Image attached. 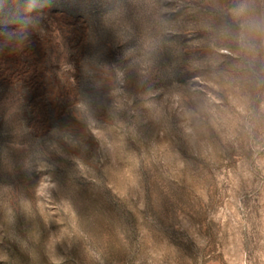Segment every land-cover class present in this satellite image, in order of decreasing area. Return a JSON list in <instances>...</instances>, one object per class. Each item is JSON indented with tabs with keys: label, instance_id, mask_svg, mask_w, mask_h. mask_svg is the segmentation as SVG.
<instances>
[{
	"label": "rangeland",
	"instance_id": "obj_1",
	"mask_svg": "<svg viewBox=\"0 0 264 264\" xmlns=\"http://www.w3.org/2000/svg\"><path fill=\"white\" fill-rule=\"evenodd\" d=\"M0 264H264V0H0Z\"/></svg>",
	"mask_w": 264,
	"mask_h": 264
}]
</instances>
